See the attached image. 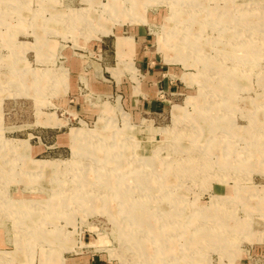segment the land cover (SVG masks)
<instances>
[{"label":"rangeland","instance_id":"obj_1","mask_svg":"<svg viewBox=\"0 0 264 264\" xmlns=\"http://www.w3.org/2000/svg\"><path fill=\"white\" fill-rule=\"evenodd\" d=\"M176 1L0 0V264H264V0Z\"/></svg>","mask_w":264,"mask_h":264},{"label":"bare ground","instance_id":"obj_2","mask_svg":"<svg viewBox=\"0 0 264 264\" xmlns=\"http://www.w3.org/2000/svg\"><path fill=\"white\" fill-rule=\"evenodd\" d=\"M177 3H179V4H186V3H189L188 1H185V0H177L176 1ZM172 13H173V17H174V19H181V17H182V15L183 14H181V13H175L174 11H172ZM176 14V15H175ZM192 15L195 17V14L192 12V13H188V17H189V19H192L191 17H192ZM180 21V20H179ZM210 24V23H209ZM219 27L217 24H212L211 25V27ZM122 43L123 42H121V40H119V44H120V46H122ZM198 106H199V103H198ZM214 110L215 111H218V109L216 108V107H214V106H211V107H208L207 109H204V108H200V109H197V111H199V115L201 116V121L198 119V118H194L193 120H189V123H191V124H195V123H197V124H199V122L201 123L202 121H204V122H210V124H212V117H213V114H214ZM212 112V113H211ZM219 115V114H218ZM220 117V116H219ZM221 118V117H220ZM183 121H181L180 119H176L175 120V125H174V129H168V130H163L162 132H160L159 134L160 135H163V136H166L167 134H170L171 132H174V131H176L177 129H176V127H179V125L182 123ZM216 121H213V124L215 123ZM217 125V124H216ZM215 125V126H216ZM83 137V138H85V134L84 135H82L81 134V131L80 132H75L74 133V137ZM183 136V135H182ZM184 136H186V135H184ZM188 137H190V136H188ZM216 138V137H215ZM169 144H171V143H169ZM179 145V144H178ZM178 145H175L176 147H178ZM87 147H89V149H94V147H93V145H87ZM108 146H106L105 148H107ZM105 148H101V149H99V148H97V149H99L100 151H102L104 154H103V157H105V159H108V157L113 153L114 154V157H116V158H119V154L120 153H117L118 152V149L116 150V152H114V151H110V149H109V147L107 148V149H105ZM117 148V147H116ZM88 149V150H89ZM88 150H85V151H87L88 153H90V151H88ZM94 153H95V151H93ZM112 154V155H113ZM180 154H182V153H180ZM183 159H186L185 157H180L179 158V160H183ZM188 159V158H187ZM153 163H155V162H150L149 160H147L146 161V164H145V166H149L150 168H151V171H152V169L154 168V164ZM161 165H162V172L165 174H167L169 171L170 172H173V173H177L178 171H179V168L177 167H171V162H166V161H164V162H162L161 163ZM171 168H173V169H171ZM85 169H89V168H85ZM85 169H81L80 171H82V170H85ZM144 166H143V168H139V167H137L134 171L136 172V174L134 175L135 176V180L136 181H143V182H146L147 181V183L148 184H150L149 182L150 181H148L147 179H145L144 177H143V173H145L144 172ZM120 170V168H118L117 166H115L114 167V172H116V174H118L119 171ZM164 177L165 176H163V178H162V181L161 182H163V183H165L164 182ZM121 181H120V184L121 183H123L124 182V180H125V176H121V179H120ZM166 184V183H165ZM160 186H162V185H160ZM242 187L240 186V185H235V187L233 188L235 191H234V193H238L239 192V190L241 189ZM150 195H151V193H149ZM243 194V193H242ZM123 194H118V196H122ZM122 197H124V198H122V200H121V205H123V206H128V207H130L131 208V212L129 213V217L131 218L130 219V224H135V225H137V227H140L141 228V230L142 231H145V232H147L148 234L150 233V232H153L154 230H153V228H151V226L150 225H155V223L157 222V217H153L155 220H152L151 218H150V216L148 215V214H146L144 211L146 210V209H144V208H140V210H136L135 209V207L134 206H136L137 207V205H143L145 202L144 201H142V200H137V199H135V197H132V196H127V194H124ZM149 200V199H148ZM147 201V200H146ZM262 201H264V199H262ZM262 201H260V202H262ZM214 206V205H213ZM215 206H218V205H216L215 204ZM211 211V213H210V215H208L209 214V212ZM228 212H227V210H225L223 207H221V206H218V207H211V208H209V209H207V210H205V211H203L202 212V219H204V221L203 222H205L207 219L206 218H208L209 216L210 217H212L213 219H214V221L218 224L217 225V227L216 228H213L212 230H210L211 232H209L208 233V235L207 236H209V235H214V234H216V237H217V241L220 239V237H219V231H220V228H222L223 226L221 225L222 223H224V221H225V219H228L229 217H227L226 216V214H227ZM211 214H214V215H211ZM11 215V214H10ZM159 215H161V217H167L166 215H164V214H161V213H159ZM8 216H9V214H8ZM200 217H198V219H199ZM152 222V223H149V222ZM154 223V224H153ZM205 224H207V223H205ZM144 225V226H143ZM205 228V227H204ZM210 229V228H209ZM215 229V230H214ZM26 231H27V229H25ZM204 230H206V228L204 229ZM208 231V230H207ZM213 232V233H212ZM20 233H22V231H20ZM25 233V232H24ZM19 234V233H18ZM23 234V233H22ZM206 236V238L208 239L209 237H207ZM222 239V238H221ZM220 239V240H221ZM216 240L214 241V242H216ZM138 242H141V241H138ZM137 241H135V243H137L138 245H140V247H142L141 246V244H139ZM201 242H202V240H201ZM134 248H137V246L135 245L134 246ZM142 249V248H141Z\"/></svg>","mask_w":264,"mask_h":264},{"label":"crops","instance_id":"obj_3","mask_svg":"<svg viewBox=\"0 0 264 264\" xmlns=\"http://www.w3.org/2000/svg\"><path fill=\"white\" fill-rule=\"evenodd\" d=\"M119 35H116L115 37V56L117 57V37H118ZM133 36V35H132ZM121 37H129V36H121ZM135 44V43H134ZM124 51H125V53H130L131 55H133V52H134V45H133V47L132 48H128V46L127 47H125V49H124ZM137 52V48H135V53ZM137 55V54H136ZM111 68H113V67H110L109 69H111ZM1 99V98H0ZM6 139H15V138H6ZM17 140H19V139H17Z\"/></svg>","mask_w":264,"mask_h":264}]
</instances>
